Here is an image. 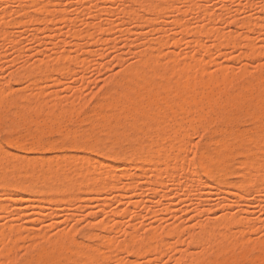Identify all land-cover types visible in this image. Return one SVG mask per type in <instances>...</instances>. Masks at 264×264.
Returning <instances> with one entry per match:
<instances>
[{
  "label": "rangeland",
  "instance_id": "1",
  "mask_svg": "<svg viewBox=\"0 0 264 264\" xmlns=\"http://www.w3.org/2000/svg\"><path fill=\"white\" fill-rule=\"evenodd\" d=\"M4 1L7 2L8 0ZM35 1L33 3V0H21L20 3V0H9L8 4L5 3V6L3 0H0V90L1 88L5 87V90H9V93L7 92L9 95L20 96L23 100H26V98H28L27 100H31L32 103V107L25 110L24 112L22 110V103L9 105L5 107V110H3V112H0V115L2 114L0 116V149L8 150H3L4 153H7L6 155L8 158H14L15 156V158L17 157L16 159L25 160L24 157H26V159L27 157H29V159H27L28 161L32 159L31 161L33 162H35V160L40 162L45 157L46 159L44 158V162L42 161V165L44 167L43 172H46L47 170L49 171V169L52 167H57L59 164L57 163V161L60 162L59 157H64L65 160L61 161L63 163H66V167L63 170L62 174H66L67 177L74 181H84L83 185L85 184V181H88L89 184L87 182L86 183L87 186L89 185V188L94 184L92 189L95 192H90V189L88 187L86 189V187H84L86 186V184L84 186L80 185V187H78L79 189L77 188L76 193L73 196L74 198H72L71 202H69L68 199H60L53 201V203L51 202V200L49 201L50 195L48 194L39 195L37 192H35L36 195L34 194V199L24 201L22 200V198L26 196V193L23 189L13 188L9 189L5 193L0 192V233L3 229L5 230H3L2 234H4L7 230L9 231L10 229L12 231L14 227L22 229L19 231V234L21 235L18 234V230H16V232L14 230L12 231V233H15H13L12 235L10 231H7L6 238L4 237V235H2L3 239L5 238L4 240L1 239L2 237H0V242L2 241L5 243L9 238V241H7V243L9 242L8 244L0 243V250H2L1 247L3 248L5 245L7 247L10 244L11 246L9 245L8 247L12 248L13 244H16V248H14L15 250L13 248L11 249V253L13 252L12 254L8 253V249V251L3 249L6 255H3L4 257H6L5 259H3V253L2 251H0V260H2V262L4 261V263L6 264V260L8 259L7 256L11 255V257L9 256L11 261L9 259V261H7V264H11L12 261H14V264H27V260L33 259V256L35 255V253H32L33 251H31V246H38V244L39 246L41 244L47 245V241H49L50 238H57L58 235L65 232H72L73 237H75V241H83V243L88 246L98 244L99 242V246L101 248L103 247L104 249L103 243H105L104 241H106L109 236L114 237V239L116 240L115 242L122 245V243L126 242L127 237H129L133 232L138 233V235L140 236H143L146 235L147 232L152 230H163L164 234H162L163 231L159 232L161 234L160 239H164L161 240L164 242V247H162V249L164 248L163 251H159L156 253H141V251H137V253L136 250L133 251L130 249L127 251V249L117 247L115 249L116 251L114 250L115 252L113 251L112 253L113 256H111L108 259L107 263L104 264H201V262L202 264H205L204 261H207L210 257V250H212L211 247H213L214 243H212L213 245H211L210 241H195L196 239L194 240L193 238L202 235L203 233H207V231L205 232L206 229L204 227L212 228L224 217L232 215V217H234L235 215L236 217L240 216L239 218H242V220L244 219V226L242 224H232L229 225V227L227 226V229L226 227L222 228L223 231H227L228 229L230 231L233 230L231 232L232 236L234 232H238L237 235L234 234V236H236L235 238H237L238 240H233L240 241L241 243L239 242L238 245L233 240L230 241L234 243V245L232 244V247H230L231 249L229 248L228 250V254L231 253V256H233L232 259H244L243 255L245 254V252L249 251V249H251L252 247H256L254 246L255 243L261 241L264 242V183L261 184L262 187L260 188V190H257L260 192H257L253 189H259L257 187L260 186V183L259 185H257V187H254L258 183L251 182V186L249 184L248 186H244L247 188L243 187L245 190L249 188L246 192L237 184L239 178L237 177L238 174H231L227 178V181L230 183L229 187L226 188L228 192L225 188L224 191H221L223 189V184L215 180L211 174L203 171L201 166L199 165L200 155L202 152L201 150L204 147H206L207 149L213 147L212 143L210 142L211 139L214 138L215 140H217L220 133L221 134L219 137L222 138L227 134L230 128L236 130L237 127L238 128L236 131L244 134L246 132L247 134L252 132L255 125L254 122L251 121L252 119L249 116L250 113H253L255 110H259L254 105H248L247 107L245 106L242 109L234 107L231 108L224 106L225 104L222 100L225 101L229 96L228 93L236 91L240 87L241 83L245 82L246 79H250V81L254 85H256V88H261V86L259 85H262V83L264 86V75L261 73V71H259L260 66L264 64V51H262L264 50V0H172L173 3H169L171 6H168L169 4L163 5V3L157 4V8L159 6H168L167 8L169 9L167 10V8L164 7V10L166 9L165 12L163 10V7L162 9L160 7L159 10L156 9L157 12L159 11V16H157L156 12L151 13L148 11V8H146V4L148 5L150 3H154L155 0H146L145 3L144 0L139 1V3L136 0H92V2L90 0H71L70 2L69 0H57L61 2L58 6H56L57 3L55 2V0ZM49 1L54 2L56 9H62L61 12L63 13H59L55 9V7L53 8V5L49 4L50 6H48ZM32 3L34 5H36V3L40 5L44 4L43 6L46 5L48 9L56 10L55 15L52 14L48 16L52 20L50 21V18H47V20L43 19V17H40L42 15L36 14L35 10L37 9L36 6H38V4L34 7ZM20 4L21 6H19ZM7 5L9 6L7 7ZM22 6L24 7L23 9L21 8ZM85 6H87L86 8L88 9H86ZM176 7L180 12H178V10H176L177 12L175 11ZM33 8H35V10ZM33 10L34 12H32ZM131 10L134 15H132L133 13L131 12ZM161 10L163 11L162 13H164L163 17L159 14L161 13ZM100 12L103 13L100 15ZM28 13L29 15H34L36 17V20L34 18L32 22H28L29 19L26 18ZM65 13L67 16L69 15L68 17L70 20L72 19L71 21L67 16L66 21V17L64 15ZM97 13H99V15H97ZM139 13L140 15H142L140 16L142 17L141 20L139 17ZM149 13H151V15ZM56 14L57 17H55ZM59 14L61 15L59 17L61 18L58 17ZM135 15L137 19L134 18ZM1 16L4 18V20H6L4 21L5 23L3 22V18ZM95 16H97L98 18ZM144 16L148 20L150 18L151 20H153L154 18V21H156V25L154 21H151L150 23L145 18L143 21ZM93 17L95 18L93 19ZM79 19H83L81 20V22L85 20L84 24H82L81 22L78 23L77 20ZM94 20L99 21L101 24L96 21L94 22ZM69 21L71 23L72 21H75V24L73 23V25H71V23L69 24ZM245 21L250 22V25L248 27L246 26V28L245 25L242 26ZM2 22L5 25L7 23L8 24L5 26L2 24ZM86 22L98 23L101 26L103 24V30H98L95 32L96 34H94V36L92 35L93 39L96 38V36L100 39L99 40L96 38L97 41L96 43L93 42L94 44H92V39H90L87 35H74L75 30H81V34L82 32H86V30L87 32L90 31V33H94V28H91L92 26L89 27L87 24H85ZM141 22L145 25L141 24ZM181 23H188V26H190L191 30L194 31H191L188 27L189 33L187 34V32L184 31L185 33L183 34L185 35H183L181 32L183 28L181 26ZM150 25H154L155 27H151ZM110 27H112V30L110 29ZM106 28H109L110 31L108 29V31H105L104 29ZM190 31L192 34L190 33ZM238 35L243 39H248L257 50L259 49L260 52H263H259L261 56L253 55L251 53V46L246 44V40V42L243 41L241 44L233 46L231 44V39L232 37ZM175 38L180 39V42L178 41V45H175L174 41L172 40ZM160 39H162V41ZM164 40H167L169 44L167 46L164 45L166 48L163 46V50L165 49L164 51L166 52V54H172L171 56L173 57L168 58L166 57L167 55H163L162 53V56L164 57H160L162 58L161 64H159L160 67H166L167 64L168 68H171V65L173 64L174 66L178 67V65H181V63L182 65L186 64L187 62L189 63V60L190 62H192L193 60H195L194 62L200 60L198 62H201L202 66L205 63V73L209 76H213V78L218 75V73L221 71V68L227 70L228 72H226L228 74L230 73L231 76H235V80L233 81V83L225 89L220 88V85H215L214 90L218 91L219 93L214 91V94L216 93L215 96L217 97V99H219L218 101H221V103L218 104L219 107L211 108L207 104H201L202 106H204L203 110L202 107H200L201 105L198 106L201 111L197 107L196 109H193L191 113V110L189 109L188 115L191 114V116H202L205 110V113H207V115L204 113L203 116L212 114L214 119L212 118V121L210 120L209 123L206 124H201L202 122L198 120L194 121V125L193 122H190L191 126L193 125L194 129L188 126L189 120L185 121L187 125L185 126L186 129H184V132L189 131L191 134L189 133L188 137L187 135L186 137L183 136V140H181L183 143H185V146L183 143H181L182 148L184 147L183 151L187 147V150L185 151L187 152V155H185L186 153H183V151H181L180 154L182 153L185 155L182 156V158H184V161H186V157L189 158L188 160L192 162H190L192 167H190L191 165L188 166L189 163L187 160V163L185 162L186 165L188 164L185 168L187 169V172H185V174H190H187L188 176L185 175L186 178L184 179H176L177 181L175 180L174 183L172 182L173 180H170L172 177L169 175L166 176V173L174 172L173 175L172 173H170V175L174 176V174L177 173V170L181 167H179V165L177 164L174 166H177L178 168L174 167L172 164L173 162H175L172 161L174 159L168 158L167 152H169L170 148V152L172 153H170L169 155H173L172 146L170 148L168 147V149L166 148L167 150L163 149L164 151L162 150V153L160 152L161 154H159L160 157L158 156L157 158L158 161L156 159V161L148 165L149 167L147 166L148 169L145 168V171L141 170V172L136 170V166L138 165L136 160L128 162L124 160H115V154L123 151L124 148H119L116 146L111 147L109 151H105L104 149H102L106 145H111V141L116 138V135H118L111 132L109 130L110 127H105L110 126V123H112L113 121L112 119H106L107 121L101 120V115L103 113L105 114V112H111L107 108H105L106 102L112 99L111 96L115 95V90L120 91V93L122 92V95L124 94V91H126L125 93H127L128 91V87L122 84H116L114 81L121 77L125 68L131 66L132 64L139 63V61L142 60V54H144L142 52L147 50H154L155 52L151 51V54H156V48L158 49L159 47L157 42H163ZM82 43H84L83 46L85 45L87 47H83L84 49L80 50L76 45ZM148 46L152 49H149ZM90 50L93 51L92 55H90ZM148 52L149 51H147L146 53ZM61 54L67 56V58L63 60L64 62H68L70 58L71 60L73 58L75 60L77 59V61H74V63L72 62L73 64H71L73 68L74 64L77 63L73 68L74 70L71 69V71L68 73H60L59 71L55 70H53L54 72L51 71L44 73L38 76L40 82H35L37 84L33 83V79L31 80L30 78L22 75L27 65L35 66L39 64V62L44 63L46 61L48 63H54L53 61L57 62ZM53 58H56V60ZM170 60L172 63L170 62ZM179 61L180 63H178ZM174 62L178 63V65ZM243 69H247L249 73L247 76L241 77L240 73ZM237 76L238 78H236ZM209 86L202 84V86L199 85V87H196L195 90L198 89V93L200 95L202 93L201 91L204 90L202 95H206L208 91L210 92L209 89L212 90V87ZM217 87H219L220 89ZM181 93L183 92L178 93L179 98H182L183 95L185 96V93H183L182 95ZM32 97L34 100L32 99ZM41 97L43 98L41 99ZM71 102H75V104L72 105ZM40 103H45L47 105H43L46 106L44 107L45 110L57 109L56 111H59L60 109L61 111L65 109L64 107H66V109H68L67 115L63 116L61 119H58V121L56 122H50V119L44 117L45 115L43 114V118L41 117L40 120L36 122H30L29 120H31V115L33 116L35 112L34 106ZM221 104L223 106H221ZM49 105L52 106L50 107ZM60 106H62L63 108H61ZM101 106H103V108ZM226 107L228 108L227 110H225ZM15 108L18 114L15 112ZM71 108L74 109L72 112ZM222 108H224V110ZM212 109L214 112L212 111ZM17 110L20 112H18ZM219 110L221 111V114ZM263 110L262 114L264 115ZM232 111L234 113H232ZM223 112H225L224 115H222ZM195 113L197 115H195ZM217 113L219 114L217 115ZM188 115H184L183 119H191V117ZM229 115H236V119L234 121H230ZM237 116L239 117L237 118ZM66 118L70 119L68 120ZM98 118L101 119L99 120ZM221 118L224 120H221ZM109 120H111V122H109ZM172 121L168 123L171 128L170 126L168 127L171 130L173 128L177 129L175 128L177 127V123H175V121ZM198 122L200 123V125ZM101 124H103V126H101ZM1 125H3V127ZM98 127L100 128V130ZM97 128L98 130H95ZM192 129L195 131H192ZM201 130L203 131L201 132ZM27 134L37 135L44 142H46L47 140L46 143L48 144L45 145L47 147L44 146L33 149L30 147V143H27V145L25 146L26 148H22L21 146H16V144H14V140L18 138L22 139L23 137L27 136ZM9 137H11V140L9 139ZM82 138L87 142L86 144H83L84 140ZM140 139L144 140L146 139V137L142 136ZM181 144L179 148L181 147ZM91 146H94V148H92ZM177 149L178 148L175 147L173 149L174 152H178L180 150L178 149L177 151ZM238 150L239 152H237ZM10 152H12L11 154L14 156H12ZM241 152V147H236L233 149L234 155H232L235 159H240ZM61 154H64L65 156H62ZM73 155H79L81 157L84 156L87 158L89 157V160L78 161L73 158ZM97 160L100 161L97 162ZM102 161L111 162L114 163V165L118 164L117 166H115L117 168L114 167L113 169L109 170H100L102 166L100 163ZM2 163V160H0V165ZM128 164L131 166L134 165L135 167H129ZM168 164L169 167H167ZM161 169L163 170L160 174L163 175L159 176V174H156L158 175L157 177H159V180L154 175V172H161ZM185 169L184 171H186ZM188 170L190 172H188ZM135 171L136 173L139 172V174H141L139 175L137 173V177L131 176V174L135 175L133 174L135 173ZM197 171L198 174L196 173ZM124 172H126L127 174ZM119 173L124 174H121V177H125H120L121 179L118 181V189L120 191L116 192V190L118 189H113L112 191L108 190V193H102L101 195H99L97 193L98 187L95 188L98 182L99 185H101L100 181L104 182L106 180V177H114L113 175H119ZM191 173H194L195 176L193 174L191 175ZM164 176L166 177V179ZM187 177H189L190 179H188ZM135 178L136 183L138 184H136L137 188H123L125 182L129 183L127 182V180H132ZM230 178L231 180H228ZM151 179L156 180H153V182ZM168 179L170 180L169 182L172 183L166 184V180L168 181ZM191 179L193 182H190ZM164 180L165 182H163ZM206 180L208 182V185L205 184L207 183ZM126 183L125 185H127ZM133 183L135 184V180ZM213 183H215L216 185H213ZM180 187L182 189H180ZM237 187H240L242 189H240L241 192ZM94 188L96 190H94ZM219 188L222 189L220 190ZM183 189H186V192ZM236 191L239 192H237V194H234V192ZM242 192H244L245 194ZM163 194H165V197L162 196ZM238 194L240 196L242 195V197L238 196ZM36 196L38 198L41 196V198L38 199ZM43 196L44 199L42 198ZM75 196H77V198H75ZM101 196L102 199H97V197L101 198ZM100 202L102 204L104 203V207ZM98 204L101 206V208ZM222 206H224V208ZM116 212L118 213L117 215ZM102 223L109 225V228L99 229L97 226L98 224ZM208 223L210 225L209 227L207 226ZM245 224L246 226L247 224H249L250 226H247V228H245ZM113 225H116L117 228L115 226L112 227ZM231 226L233 229L231 228ZM178 227L181 228L179 229V231L181 230L180 235H178V231L177 234H175L176 231H173ZM242 229H244V231ZM230 231H228L229 234ZM241 231L245 232L243 233V237ZM100 232H103L102 234H104V236H102ZM96 233H98L99 236L94 237L93 235H96ZM36 234L42 235L41 238L44 236L45 240L43 238L38 239L37 237L39 235L37 236ZM240 234L242 239L249 244L246 245V242L242 244V239H240L241 237L239 236ZM106 235H108L107 239L104 238V240H102L100 236L106 237ZM31 236L33 239L34 237H36L35 239H37L38 241L29 238ZM99 237L101 239H99ZM221 237H218L219 241H222L223 238L220 239ZM11 239L13 240V242L11 241ZM33 241L36 243L32 245V243L30 242ZM205 242H207L209 248ZM29 243L31 244V246ZM226 243L228 244V242ZM226 243L224 244L226 245ZM165 244L167 245L166 247ZM27 245L29 247H27ZM243 245L246 247H251L248 249H244L245 247ZM233 248L236 249L234 250ZM240 249H243V253L242 251H240ZM90 250H92V247H90ZM238 250L240 253L238 252ZM258 251L260 250H253L255 254L259 253ZM25 255L27 257H25ZM228 256L230 257V255ZM12 257H15V260H12ZM192 258H195V260ZM196 258L198 259L196 260ZM75 260L76 262L73 260L68 264H77L79 262L80 264H97L95 262L91 263V261H88V263H84L82 260ZM185 260H188L189 263H185ZM2 262L0 264H2ZM212 263L220 264L221 261H219V263L216 261Z\"/></svg>",
  "mask_w": 264,
  "mask_h": 264
},
{
  "label": "bare ground",
  "instance_id": "2",
  "mask_svg": "<svg viewBox=\"0 0 264 264\" xmlns=\"http://www.w3.org/2000/svg\"><path fill=\"white\" fill-rule=\"evenodd\" d=\"M9 1V0H8ZM8 1L5 2L3 0V3H7L8 4ZM11 1V0H10ZM13 1H16V0H13ZM19 1V0H18ZM35 0H33V3H34ZM71 0H69L70 2ZM74 1V0H72ZM77 1H80V0H77ZM76 1V2H77ZM86 1V0H85ZM92 2V0H90ZM134 1V0H133ZM132 1V2H133ZM138 1H142V0H136ZM146 0H144V3H145ZM23 2V1H22ZM36 2V1H35ZM55 2L57 3L56 6H58L61 2L55 0ZM148 2V1H147ZM146 2V3H147ZM170 2H172V0H155L154 3H150V4H146V8H148V11L153 13V12H156L157 13V16L158 15V12L156 11L159 10V8L163 6H159L157 8V4L159 3H163V5H168ZM20 3H21V0H20ZM24 3V2H23ZM22 3V4H23ZM32 3V4H33ZM52 3V4H51ZM79 3V2H78ZM173 3V2H172ZM3 4V5H4ZM10 4V3H9ZM38 3H36L37 5ZM53 5V8L55 7V3L52 2V1H49L48 3V6L50 5ZM81 4V2H80ZM142 4V3H140ZM171 4V3H170ZM168 5V6H171V5ZM36 5L33 4V6L35 7ZM38 4V6H36V10L35 8H33L35 10V13L36 14H39V15H42L40 16L41 18L43 17V19H46L47 18L49 19L50 17H48L49 15H52L54 14L55 15V12H56V7L55 9L56 10H51V9H48L45 6H43L44 4ZM83 5V4H82ZM139 5V4H138ZM145 5V4H144ZM6 6V4H5ZM9 5H7L8 7ZM21 6V4L19 5ZM43 6V7H41ZM61 6V5H60ZM59 6V7H60ZM89 6V5H88ZM141 6V5H140ZM168 6H164L165 8H167ZM173 6V5H172ZM6 7V8H7ZM39 7V8H38ZM52 7V6H51ZM57 7V8H59ZM87 6H85L86 8ZM144 7V6H143ZM164 7H163V10H164ZM174 7V6H173ZM171 7V8H173ZM20 8V7H19ZM22 9L24 8L23 6L21 7ZM84 8V9H85ZM99 8V7H98ZM170 8V9H171ZM5 9V7H4ZM88 9V8H86ZM85 9V10H86ZM21 10V9H20ZM34 10L32 12H34ZM167 10H169L167 8ZM179 9L176 7L175 8V11ZM59 13H63L61 12L62 9H59L57 10ZM101 11V10H100ZM166 11V9L164 10V12ZM28 12V11H27ZM132 12V10H131ZM161 13H159L162 17L164 15V13H162L163 11L161 10L160 11ZM177 12V11H176ZM24 13V12H23ZM30 13V12H29ZM27 15L26 18H28V22H32L35 18L36 20V17L34 15ZM103 12H100V15L102 14ZM133 13V12H132ZM151 13H149L151 15ZM58 14V13H57ZM57 14L55 17H57ZM137 14V13H136ZM155 14V13H154ZM153 14V15H154ZM25 15H26V12H25ZM53 15V16H54ZM63 15V14H62ZM65 17L67 16L66 13L64 14ZM97 15H99V13H97ZM134 15V13L132 14ZM61 16L60 14L58 15V17ZM69 16V15H68ZM67 16V17H68ZM142 16L140 15L139 13V17ZM2 17V16H1ZM67 17L65 18L66 21H67ZM97 17V16H95ZM93 17V19L95 18ZM134 17V16H132ZM152 17V16H151ZM3 18V17H2ZM1 18V19H2ZM39 18V17H38ZM61 18V17H59ZM64 18V17H63ZM70 18H73V17H70ZM77 18V17H76ZM80 18V17H79ZM98 18V17H97ZM136 18V15L135 17ZM142 17H140V20H141ZM144 18L147 19L145 16L143 17V21H144ZM150 18V17H149ZM161 18V17H160ZM64 19V20H65ZM69 19V17H68ZM137 19V18H136ZM3 22L6 21L4 20V18L2 19ZM50 21L52 20L51 18L49 19ZM70 20V19H69ZM72 20V19H71ZM70 20V21H71ZM83 20V19H81ZM81 20H77L78 23L81 22ZM97 20V19H96ZM94 20V22L96 21ZM148 20V19H147ZM155 19L153 18V20H151V18L148 20V22L151 23V21L153 22ZM27 21V20H26ZM38 21V20H37ZM41 21V19H40ZM69 21V24L71 23ZM85 21V20H84ZM84 21L81 22L82 24H84ZM139 21V19H138ZM2 22V24H3ZM8 22V21H7ZM47 22V21H46ZM92 22V20H91ZM98 23H100L99 21H96ZM147 22V23H148ZM155 22V25H156V21ZM182 22V21H181ZM249 21H245L243 23L242 26L245 25V28L246 26L248 27L250 25V22L248 23ZM5 23V22H4ZM9 23V22H8ZM7 23V24H8ZM11 23V22H10ZM48 23V22H47ZM73 23L75 24V21L71 23V25H73ZM98 23H90V22H86L85 24H87L89 27L92 26L91 28H94V33H90L87 32H82V34L80 33V31L78 30H75L77 32L74 31V35L77 36H88L90 39H92V44H94L93 42L96 43L97 39V36L96 38H92L94 36V34H96L95 32L96 31H100V30H103L102 29V26ZM178 23V21H177ZM6 24V25H7ZM77 24V23H76ZM141 24L145 25L144 23L141 22ZM5 25V24H3ZM5 25V26H6ZM149 25V24H148ZM179 25H180V20H179ZM189 24L188 23H181V26L183 27L182 28V34L187 32V34L189 33L188 29L190 28V26H188ZM151 27H153L154 25H150ZM155 27V26H154ZM189 27V28H188ZM112 27H110L111 29ZM243 28V27H242ZM109 30V28H106L104 29L105 31L106 30ZM107 30V31H108ZM112 30V29H111ZM191 30V28H190ZM83 31V30H82ZM185 31V32H184ZM191 31H194V30H191ZM190 31V33H191ZM192 34V33H191ZM6 35V34H5ZM93 35V36H92ZM185 35V34H183ZM78 36V37H79ZM89 38H85V39H89ZM182 38V36H181ZM84 39V38H82ZM96 39V40H95ZM100 40V39H99ZM98 40V41H99ZM159 40V39H158ZM162 41V39H160ZM175 43V45H178V41L180 39H172ZM182 40V39H181ZM247 42H246V41ZM157 42V44L159 45L158 49L156 48V45H155V48H156V54H151V51H154V50H147L149 51L148 53H146L147 51H144L142 53V60L139 61V63H136V64H132L131 66L125 68L123 70V74L121 75V77L119 79H117L116 81H114L116 84H122L126 87H128V91L127 93H125L126 91H124L123 95H122V92L120 93V91H117L115 90L114 93L115 95L111 96L112 99L107 101L106 102V105H105V108H107L109 111H111L110 113H106L103 115H101V118H98L99 120H106V119H112V123H110V126H105L106 128L107 127H110V131L113 132V133H116L118 135H116V138L113 139L111 141V145H106L104 146L102 149H104L105 151H109L111 147H119V148H124L123 151L121 152H118L115 154V160H124V161H132V160H136L138 165L136 166V170L137 171H140L143 170L145 171V168H147V166L156 161V159L158 158L159 154H161L162 150L164 149H168V147L170 148L171 146L173 147V149L176 147L178 149H180L178 152H174V150L172 149L173 151V155L170 156L169 154L172 153L170 152H167L168 153V158L171 159L173 158L174 160L172 161H175L172 163L173 166L174 165H179V167H181L180 169L177 170V173L173 175L172 172V175H170V173H166V176L169 175L171 176L172 178L170 180H173L172 182L174 183L176 179H184L186 178V176H188L190 173H187L185 174V172H187V169H185L187 167L186 165V161L189 159V158H185L186 161H184V158H182V156L184 154H180L181 151H183V148H182V144L183 143L181 140L182 137H187L189 136V131L188 132H184L186 129L185 126L187 125L185 121L189 120V125L190 128L192 127L193 128V125H194V121L198 120L200 122H202L201 124H206V123H209V121L214 117L213 115H208V116H203V114L206 112L204 110V113H199V114H202V116L200 115H197L196 112L195 115L197 116H191L188 115V111L189 109L191 110L190 112L192 113V110L193 109H196L199 105L201 104H207L209 105V107L211 108H217L219 107V103H221V101L219 102L217 99V97L215 96L214 94V88H215V85L219 86L220 85V88H227L229 87L233 81L235 80V76H231V74L229 75L227 72V70L221 68L218 73V75L213 78V76H209L205 73V63H204V69H203V66H202V63L198 62L200 60H197L196 62H194L195 60H193L192 62H190L189 60V63L187 62L186 64L182 65H178V63H180V61L178 63H175L177 61H175L174 63L178 65V67L171 65L169 67L171 68H168V64L166 65V67H160L159 64H161V59L160 58L162 56V53L163 55H167L166 57H173L171 55H168V53L166 54V52L163 50V48L165 47L164 45H168L169 42L167 40H164L163 42ZM171 41V40H169ZM172 41V42H173ZM246 42V44L250 45V51L253 55H257V56H261V54H259V49L257 50L253 45L252 43H250V41L248 39H243L242 37H240L239 35L238 36H234L232 37L231 39V44L233 46H236V45H239L241 44L242 42ZM168 42V43H167ZM180 42V41H179ZM86 43V42H84ZM77 44L76 46H78L77 48L80 49V50H83L84 48L83 47H87V46H83V44ZM164 43V44H163ZM90 44V43H89ZM87 44V45H89ZM164 46V47H163ZM149 48V46H148ZM166 48V47H165ZM149 49H152V48H149ZM154 49V48H153ZM86 50V49H85ZM264 51V50H262ZM91 54H93V51H91ZM155 52V51H154ZM165 52V54H164ZM88 53V52H87ZM260 53H263V52H260ZM63 55V57H62ZM263 55V54H262ZM164 57V56H162ZM57 58V57H56ZM56 58H53L56 60ZM67 58V56H65L64 54H61L59 59L57 60V62L53 61L54 63H48L47 61L44 62V63H40L37 64V65H32V66H28L25 67V70L23 72V76H26L28 78H30L31 80L33 79V83L34 84H37L35 82H40L39 80V75H42L44 73H47V72H51L53 70L55 71H59L60 73H68L71 71V69L74 68V66L77 64H74L73 68H72V65L74 63V61H77V59L74 60L70 58V60L68 62H64L63 60ZM160 59V60H159ZM175 59V58H174ZM63 61V62H61ZM173 61V59H172ZM73 62V63H72ZM171 62V60H170ZM198 62V63H197ZM169 63V62H168ZM172 63V62H171ZM163 66V64H162ZM74 70V69H73ZM225 70V71H224ZM227 71V72H226ZM259 71H261V73L264 75V64H262L259 68ZM54 72V71H53ZM21 73V72H20ZM248 70L247 69H243L240 73V76L243 77V76H247L248 75ZM21 75V76H22ZM263 77V76H262ZM238 78V76L236 77ZM27 79V78H26ZM14 80V79H13ZM24 80V79H23ZM112 81V80H111ZM237 81V80H236ZM32 82V81H31ZM113 82V81H112ZM109 84V82H108ZM202 84H205V85H210L209 87H212V90H210V92L206 91V95L203 94V91H201V95L198 93V89L195 90L196 87H199V85L202 86ZM261 84V83H260ZM236 85V84H234ZM240 85V84H238ZM237 85V86H238ZM204 86V85H203ZM256 85H254L250 79H246L245 82L241 83L240 87L236 90V91H232L229 94V96L226 98V100H222L224 102V106H227V107H234V108H239V109H242L244 108L245 106L247 107L248 105H254L257 109H259L258 111H254L253 113H250L249 116L251 117V121L254 122V127H253V130L252 132L250 133H247L245 132L244 133H241L239 131H236L234 129H229V131L227 132L226 135H224L222 138L218 136V139L215 140L214 138L211 139V143L213 145V147L211 148H206L204 147L201 151V155H200V160H199V165L201 166L202 170L211 174L213 176V178L215 180H217L218 182L222 183L223 184V189L220 190L221 191H224L226 188L229 187L230 183L227 181V178L229 177V175L231 174H238L237 177L238 178V181H237V184L238 186L240 187H244V186H248L250 184V186L252 185L251 182L253 183H258L256 184V186L254 187H257V185H259L260 183V186H258L257 188L259 189H256L255 188L253 189L254 191H257V190H260V188L262 187V183H264V115L262 114V110L264 109V86H263V83L262 85H259L261 86V88H256L255 87ZM258 87V85H257ZM219 88V87H217ZM216 88V90H217ZM219 88V89H220ZM234 88V87H233ZM235 89H236V86H235ZM208 90V89H207ZM222 90V89H221ZM231 90V89H230ZM9 90H5V87L1 88L0 90V112H3V110H5V107L9 106V105H12V104H19V103H22V110L23 112L29 108L32 107V103H31V100H27L28 98H26V100H23L22 97L20 96H16V95H9L8 92ZM8 92V93H7ZM179 92H183L185 93V96L183 95L182 98H179ZM215 92H218V91H215ZM224 92V91H223ZM226 92V91H225ZM229 92V91H228ZM15 93V92H14ZM181 93V95L183 94ZM219 93V92H218ZM222 93V92H221ZM19 95V94H18ZM38 95V94H37ZM119 95V96H117ZM226 95V94H225ZM177 96H178V99H177ZM218 96V95H217ZM24 97V96H23ZM221 97V96H220ZM225 97V96H224ZM37 98V97H36ZM43 97H41L42 99ZM33 99V97H32ZM34 100V99H33ZM105 100V99H104ZM36 101V100H35ZM74 101V100H73ZM103 103V102H102ZM105 103V102H104ZM36 104V103H35ZM34 104V105H35ZM71 104H75V102H71ZM223 104V103H222ZM221 104V106H223ZM33 105V106H34ZM43 105H46L45 103L44 104H37L34 106V115L32 116L31 115V120H29L30 122H36L38 120H40V118L43 116V114L45 115L44 117H47L49 118L50 122L53 121V122H56L58 121V119H61L63 116L67 115V112H68V109H66V107H64L65 109L61 110L59 109V111H56L54 109H44V107L46 106H43ZM56 105V104H55ZM17 106V105H15ZM20 106V105H19ZM50 106V105H49ZM48 106V108H49ZM52 106V105H51ZM50 106V107H51ZM77 106V105H76ZM104 106V104H103ZM103 106H101L103 108ZM220 106V107H221ZM21 107V106H20ZM61 108H63L62 106H60ZM74 107V106H73ZM202 107V110H203V107L204 106H200ZM226 107L225 110H227L228 108ZM17 108V107H16ZM16 108H15V112H16ZM55 108V107H54ZM58 108V106H57ZM68 108V107H67ZM210 108V109H211ZM253 108V107H252ZM19 109V108H18ZM70 109V108H69ZM199 109V107H198ZM224 110V108H222ZM230 109V108H229ZM21 110V109H20ZM33 110V109H32ZM74 109L71 108V112L73 111ZM101 110V109H100ZM200 110V109H199ZM218 110V109H217ZM232 110V109H231ZM234 110V109H233ZM12 111V110H11ZM18 111V110H17ZM29 111V110H28ZM77 111V110H76ZM201 111V110H200ZM209 111V109H208ZM213 111V109H212ZM220 111V110H219ZM229 111V110H228ZM227 111V112H228ZM261 111V113H260ZM264 111V110H263ZM20 112V111H18ZM214 112V111H213ZM216 112V111H215ZM244 112V111H243ZM248 112V111H247ZM14 113V112H13ZM17 113V112H16ZM102 113V112H101ZM194 113V112H193ZM225 112H223L222 115H224ZM232 113H234L232 111ZM236 113V112H235ZM18 114V113H17ZM21 114V113H20ZM28 114V113H26ZM32 114V113H31ZM74 114V113H73ZM207 115V113H205ZM219 113H217L218 115ZM220 114H221V111H220ZM2 115V114H1ZM0 115V116H1ZM16 115V114H15ZM30 115V113H29ZM69 115V114H68ZM184 115H188L191 117L190 118H185L183 119V116ZM239 115V114H238ZM97 116V114H96ZM228 116V115H227ZM236 116V115H235ZM234 115H229V119L230 121H234L236 119ZM16 117V116H15ZM20 117V116H19ZM75 117V116H74ZM77 117V116H76ZM100 117V115H99ZM221 117V116H220ZM239 116H237L238 118ZM43 118V117H42ZM71 118V116H70ZM70 118H66V119H70ZM79 118V117H78ZM8 119V117H7ZM18 119V118H17ZM243 119V118H242ZM19 120V119H18ZM22 120V119H21ZM44 120V119H43ZM88 120V119H87ZM175 121V123H177V129H172L174 131H172L170 128L171 126L168 125V123L170 121ZM221 120H224L221 118ZM246 120V119H245ZM1 121V120H0ZM27 121V120H26ZM77 121V120H76ZM83 121V120H82ZM90 121V120H89ZM94 121V120H93ZM107 121V120H106ZM172 121V122H173ZM212 121V120H211ZM239 121V120H238ZM8 122V121H7ZM16 122V121H15ZM14 122V124H15ZM43 122V121H41ZM47 122V121H46ZM64 122V121H63ZM71 122V121H70ZM85 122V121H84ZM87 122V121H86ZM100 122V121H99ZM109 122H111V120H109ZM171 122V123H172ZM190 122H193V125L191 126ZM215 122V121H214ZM213 122V123H214ZM252 122V123H253ZM5 123V122H4ZM18 123V122H17ZM39 123V122H38ZM67 123V122H66ZM65 123V124H66ZM103 123V122H102ZM170 123V124H171ZM199 123V122H198ZM21 124V123H20ZM43 124V123H41ZM49 124V123H48ZM61 124V123H60ZM91 124V123H90ZM94 124V123H93ZM174 124V123H173ZM172 124V125H173ZM221 124V123H220ZM46 125V124H44ZM43 125V126H44ZM56 125V124H55ZM64 125V124H63ZM109 125V123H108ZM197 125V123H196ZM200 125V123H199ZM3 127V125H1ZM9 126V125H8ZM36 126V125H35ZM42 126V127H43ZM49 126V125H48ZM51 126V125H50ZM61 126V125H59ZM98 126V125H97ZM101 126H103V124H101ZM170 126V128L168 127ZM175 126V125H174ZM172 126V127H174ZM208 126V124H207ZM206 126V127H207ZM227 126V125H226ZM31 127V126H30ZM38 127V126H37ZM64 127V126H63ZM198 127V126H197ZM203 127V126H202ZM219 127V126H218ZM40 128V127H39ZM56 128V126H55ZM68 128V127H67ZM75 128V127H74ZM99 128V127H98ZM95 129V130H98ZM104 128V127H103ZM188 128V127H187ZM189 128V129H190ZM205 128V127H204ZM229 128V127H228ZM47 129V128H45ZM82 129V128H81ZM194 129V128H193ZM192 131H195L193 130ZM198 129V128H196ZM201 129V127H200ZM206 129V128H205ZM223 129H224V126H223ZM226 129V128H225ZM6 130V128H5ZM14 130V129H13ZM23 130V129H22ZM60 130V129H59ZM100 130V128H99ZM222 130V128H221ZM45 131V130H43ZM73 131V129H72ZM108 131V130H107ZM105 131V132H107ZM191 131V132H192ZM203 130H201L202 132ZM40 132V130H39ZM49 132V131H48ZM47 132V133H48ZM65 132V131H64ZM93 132V131H92ZM96 132V131H95ZM104 132V133H105ZM217 132V131H216ZM30 133V132H29ZM81 133V132H80ZM99 133V132H98ZM103 133V134H104ZM186 133V134H185ZM45 134V133H44ZM51 134V133H50ZM61 134V133H60ZM77 134V133H76ZM191 134V133H190ZM210 134V133H209ZM208 134V135H209ZM21 135V134H20ZM15 136V135H14ZM25 136V135H24ZM146 137V139L144 140H141L140 138L141 137ZM13 137V136H12ZM21 137V136H20ZM23 137V136H22ZM49 137V136H48ZM87 137V136H86ZM110 137V136H109ZM208 137V136H207ZM50 138V137H49ZM74 138V137H73ZM205 138V137H204ZM220 138V139H219ZM9 139L11 140V137H9ZM83 139V138H82ZM109 139V138H108ZM206 139V138H205ZM209 139V138H208ZM84 140V139H83ZM51 141V140H50ZM68 141V140H67ZM93 141V140H92ZM47 142V140H46ZM44 142L39 136L37 135H32V134H27V136L23 137L22 139L18 138L16 140H14V144H16V146H21L22 148L25 147L27 145V143H30V147L31 148H40V147H44L46 143ZM180 142V143H179ZM204 142V141H203ZM66 143V142H65ZM86 144L87 142L84 140L83 141V144ZM52 144V143H51ZM60 144V143H59ZM181 144V147L179 148ZM184 146H185V143H183ZM71 145V144H70ZM60 146V145H58ZM79 146V145H78ZM87 146V145H86ZM47 147V146H45ZM64 147V146H63ZM80 147V146H79ZM92 148H94V146H91ZM202 147V146H201ZM236 147H241L242 149V152H241V157L240 159H235L233 157V149L236 148ZM3 148V146H2ZM26 148V147H25ZM67 148V147H65ZM96 148V147H95ZM98 148V147H97ZM100 148V147H99ZM187 148V147H186ZM185 148V150L183 151V153H186L185 155H187V152H185L187 149ZM53 149V148H51ZM50 149V150H51ZM61 149V148H60ZM64 149V148H62ZM166 149V150H167ZM6 151L5 149H0V160H2V164L0 165V192H7L9 189H13V188H17V189H23L26 193V196L22 198V200L26 201V200H29V199H34V196L36 195L35 192H37L39 195H44V194H48L50 195V198H49V201L51 200V202L53 203V201L55 200H63V199H68L69 202L72 201V198H74L73 196L75 195L76 193V190L78 187H80V185H83L84 181L82 182H78V181H74L72 179H70L69 177L66 176V174L64 175V173L62 174L63 170L65 169V165L66 163H63L61 160H65V158H60V162L57 161L58 166L57 167H52L49 169V171L47 170L46 172L44 171L43 172V165H42V161L45 160L43 158L42 161L38 162L37 160H35V162L33 161H28L27 159H29V157H24L25 160H21V159H16L14 155H12L10 152V154L12 156H14V158H8L7 157V153L4 151ZM25 150H28V149H25ZM101 150V149H99ZM114 150V149H113ZM163 150V151H164ZM237 150V149H236ZM3 151V152H1ZM8 151V150H7ZM49 151V150H48ZM96 151V150H95ZM116 151V150H115ZM200 151V150H199ZM161 152V153H160ZM166 152V151H165ZM239 152V150L237 151ZM177 153V154H175ZM179 153V154H178ZM235 153V151H234ZM79 154V153H78ZM110 154V153H109ZM233 154V155H232ZM62 155V154H61ZM64 155V154H63ZM62 155V156H63ZM80 155V154H79ZM79 155H73V158L80 161V160H89V157H81ZM108 155V154H107ZM113 155V154H112ZM184 155V156H185ZM197 155V154H196ZM65 156V155H64ZM198 156V155H197ZM160 157V156H159ZM41 158V157H40ZM91 158V157H90ZM197 158V157H196ZM42 159V158H41ZM40 159V160H41ZM191 159V158H190ZM95 160V159H94ZM93 160V161H94ZM100 160H97V162H99ZM158 161V159H157ZM38 162V163H37ZM44 162V161H43ZM170 162V160H169ZM186 162V163H185ZM191 161L188 160V163L190 166ZM192 163V162H191ZM102 166L100 168V170H109V169H113L115 166L117 165H114V163H111V162H104L102 161L100 163ZM125 165V164H124ZM129 165V164H128ZM127 165V166H128ZM194 165V163H193ZM126 166V167H127ZM133 167H135L134 165H132ZM131 165H129V167H132ZM125 167V168H126ZM149 167V166H148ZM169 167V164L168 166ZM174 167H177V166H174ZM192 167V165L190 166ZM117 168V167H115ZM178 168V167H177ZM194 168V167H193ZM148 169V168H147ZM184 169L186 171H184ZM196 169V168H195ZM127 170V169H126ZM162 170L161 169V172L160 169L159 171H156L157 173L154 172V175L156 176V178L159 179V177H157L158 175L156 174H159L160 175H163V174H160L162 173ZM165 172V171H163ZM188 172H190L188 170ZM192 172V171H191ZM123 173V172H122ZM121 173V174H122ZM126 173V172H124ZM139 174V172H137ZM136 171L135 175H132L131 176H136ZM198 174V171L196 172ZM68 174V173H67ZM119 173V175H113L114 177H106V180L103 182V181H100L101 185H99V182L97 184V186L95 188H97V193L99 195H101L102 193H108V190H113V189H118L119 188V183L118 181L121 179V178H125L124 176L121 177V175ZM127 174V173H126ZM141 174V173H140ZM139 174V175H140ZM194 175V173H191V175ZM90 175H94V174H90ZM153 175V176H154ZM186 175V176H185ZM130 176V177H131ZM182 176H185V177H182ZM195 176V175H194ZM193 176V178H194ZM197 176V175H196ZM208 176V174H207ZM121 177V178H120ZM137 177V176H136ZM163 177V176H162ZM165 177V176H164ZM182 177V178H181ZM108 178V179H107ZM150 178V177H149ZM154 178V177H152ZM170 178V177H168ZM188 179H190L189 177H187ZM192 178V179H193ZM162 179V178H161ZM166 179V177H165ZM191 179L190 182H193ZM123 180V179H122ZM121 180V181H122ZM135 180V184L133 183ZM152 181L156 180V179H151ZM150 180V181H151ZM160 180V179H159ZM168 179V181L166 180V184H169V183H172V182H169L170 181ZM178 180V181H179ZM228 180H231L228 179ZM235 180V179H233ZM120 181V182H121ZM131 181V182H130ZM153 181V182H154ZM177 181V180H176ZM89 184L88 181H85V184L86 186V189L87 187V183ZM123 182V181H122ZM127 182L129 183H126L127 185H123V188L126 189V188H137L136 186V178L135 179H132V180H127ZM165 182V180L163 181ZM207 182V180H206ZM211 183V182H210ZM96 184V183H95ZM118 184V185H117ZM134 184V186H133ZM164 184V183H163ZM208 185V182L205 183ZM236 184V183H235ZM138 185V184H137ZM193 185V184H192ZM210 185V184H209ZM212 185V184H211ZM213 185H216L215 183H213ZM232 185V184H231ZM94 186L91 185V187L89 188L90 189V192L93 191L92 187ZM126 186H129V187H126ZM136 186V187H135ZM189 186V185H187ZM264 186V184H263ZM83 187V188H84ZM122 187V186H121ZM191 187V186H189ZM196 187V186H195ZM209 187V186H208ZM240 187H237L239 188V190L241 189ZM82 188V186H81ZM80 188V190H81ZM94 188V190H96ZM193 188V186H192ZM225 188V189H224ZM244 188H247V187H244ZM243 188V189H244ZM79 189V188H78ZM121 189V188H120ZM127 189V190H128ZM134 189H131V190H134ZM180 189H182L180 187ZM249 189V188H248ZM245 190L246 192L248 191ZM263 189V188H262ZM125 190V191H127ZM184 190V189H183ZM242 190V189H241ZM240 190V192H241ZM86 191H89V190H86ZM107 191V192H106ZM110 191V192H111ZM120 191L119 189L116 190V192ZM122 191V190H121ZM186 192V189L184 190ZM226 191L228 192V190L226 189ZM244 191V192H245ZM250 191V190H249ZM14 192V191H13ZM17 192V191H15ZM95 192V191H93ZM231 192V191H229ZM239 191H236L234 192V194ZM242 192V193H244ZM245 192V193H246ZM257 192H260V191H257ZM244 193V194H245ZM35 194V195H34ZM103 194V195H104ZM241 194V193H240ZM78 195V194H77ZM159 195V194H158ZM165 194H163L162 196H164ZM238 196H240L238 194ZM37 197V196H36ZM165 197V196H164ZM242 197V195L240 196ZM38 198V197H37ZM41 198V196L39 197ZM38 198V199H39ZM44 199V196L42 197ZM75 198H77V196H75ZM71 199V200H69ZM97 199H102V196L101 198H98ZM41 200V199H40ZM66 201V200H65ZM75 201V200H74ZM39 202V201H38ZM103 202V201H101ZM100 202V203H101ZM55 203V202H54ZM102 204V203H101ZM104 204V203H103ZM102 204V205H103ZM99 205V204H98ZM99 207L101 208V206L99 205ZM104 207V205H103ZM224 208V206H222ZM115 213V212H114ZM113 213V214H114ZM133 213V212H132ZM118 213L116 212V215ZM115 215V216H116ZM94 216V215H93ZM233 216V215H232ZM232 216H226L224 217L220 222H217L215 224L214 227L210 228L209 226V223L207 224V227H204L206 230L205 232L207 231V233H203L202 235H199V236H196L195 238H193L195 241L199 240V241H202V240H206V241H210L211 242V245H213L212 243H214L213 247H211L212 250H210V257L208 258L207 261H204L205 264H211L212 262L216 261L219 263V261H221L222 264H264V242L261 241V242H258V243H255L254 246L256 247H252L251 249H249V251H246L245 254L243 255L244 259H240V260H237V259H232L233 256H231V253L228 254V250L230 247H232V244L234 245L233 242H230L232 241L233 239H237L235 238L236 236H234V234L237 235L236 232H234L233 236L231 234V232L233 231H230L229 229L226 231H223L222 228H225L226 229L229 227V225H232V224H242L244 223V219L242 220V218L240 219L239 217L240 216H235L232 217ZM95 217V216H94ZM247 220V219H246ZM245 220V221H246ZM249 220V219H248ZM243 221V222H242ZM250 221V220H249ZM215 223V222H214ZM246 223V222H245ZM249 223V222H248ZM212 224V223H211ZM206 225V223H205ZM116 227V225H113L112 227ZM228 226V227H227ZM244 226V225H243ZM247 226H250L249 224H247ZM246 224H245V228H247ZM99 229H108L109 228V225L107 224H98L97 226ZM111 227V226H110ZM238 227V226H237ZM236 227V228H237ZM17 228V229H16ZM14 227L12 231L15 230H18V234H19V231L22 230L18 227ZM232 228V226H231ZM230 228V229H231ZM240 228H241V225H240ZM243 228V227H242ZM112 229H115V228H112ZM179 229L181 228H175L173 231L177 234V231H178V235H180V231ZM233 229V228H232ZM5 230V229H3ZM3 230L1 231L0 233V237H2L1 239L4 240L6 238V231L4 234L3 233ZM241 230V229H240ZM244 231V229H242ZM11 232V235L15 232L12 233L11 229L9 230ZM8 231V232H9ZM101 231V230H100ZM163 231V230H161ZM161 231H156V230H152V231H149L146 233V235H143V236H140L138 235V233H135L133 232L132 234H130L129 237H127V240L126 242L122 243L121 244H118L117 242H115L116 240L114 239V237H111L109 238L108 235H106V237H102L104 236V234H102L103 232H100L102 234V236H100L102 238V240L108 239L106 241H104L105 243H103L104 245V249L103 247L101 248L99 246V242L98 244H93V245H86L85 243L82 242H77L74 240L75 237H73L72 235V232H65L63 234H60L58 235L57 238H50L49 241H47V245H40L38 244V246L36 245H33L34 243L36 242H30L32 243L33 246H31V251H33L32 253H35V255L33 256V259H29L27 260V264H68L70 261H75V259H79L80 261L82 260L84 263L88 261H91L92 262H95L97 264H104V263H107L108 259L113 256V251L117 248V247H121V248H124V249H127L128 250H136V252H140L141 253H146V252H159V251H163L164 248L162 249V247H164V242L161 241V240H164V239H160L161 237V234L159 232ZM202 231V230H201ZM228 231H230V234L228 233ZM99 232V231H98ZM240 232V231H239ZM242 232V231H241ZM21 233V232H20ZM168 233V232H167ZM243 233L245 232H242V237H243ZM92 234V233H91ZM94 234V233H93ZM100 234V235H101ZM164 234V231L163 233ZM182 234V233H181ZM241 234L239 235L241 237ZM4 235V239H3V236ZM21 235V234H19ZM35 235V234H34ZM37 235V234H36ZM39 235V234H38ZM37 235V236H38ZM218 235V236H217ZM42 235H39L37 238L39 239H44V236L41 238ZM89 236V235H88ZM94 237H97L99 236L98 233H96V235H93ZM164 236V235H163ZM221 237L220 239H222V241H219L218 237ZM34 237V236H33ZM99 237V239H101ZM242 237L240 239H242ZM8 238V237H7ZM13 238V237H11ZM29 238H32L29 237ZM36 237H34L35 239ZM129 238V239H128ZM33 239V238H32ZM33 239V240H34ZM49 239V238H48ZM37 240V239H35ZM45 240V239H44ZM238 240V239H237ZM237 240H233L234 242H236L238 245H239V242L240 241H237ZM9 241V238L8 240ZM6 241V243H7ZM11 241L13 242V240L11 239ZM38 241V240H37ZM42 241V240H41ZM242 241V244L244 242H246L245 240H241ZM15 242V240H14ZM87 242V241H86ZM101 242V241H100ZM228 242V244L226 243ZM0 243H4L6 244L5 242H0ZM9 243V242H8ZM7 243V244H8ZM39 243V242H38ZM88 243V242H87ZM95 243V242H94ZM117 243V244H116ZM207 244V242H205ZM205 243H202V244H205ZM226 243V245L224 244ZM235 243V244H236ZM241 243V242H240ZM249 244L246 242V245ZM253 244V243H251ZM3 245V244H1ZM10 245V244H9ZM8 245V246H9ZM16 245V244H15ZM15 245L13 244L12 248H16ZM120 245V246H119ZM6 247V245L4 247L6 248H2V256L5 255V252L4 250H9L8 253H11V247ZM11 246V245H10ZM167 245L165 244V247ZM208 246V244H207ZM206 246V247H207ZM236 246V245H235ZM242 246V245H241ZM240 246V247H241ZM244 246V245H243ZM27 247H29L27 245ZM90 247H92V250H90ZM238 247V248H240ZM245 248L244 249H248L250 247H246L244 246ZM10 248V249H9ZM106 248V249H105ZM209 248V246H208ZM237 248V247H236ZM236 248H233L234 250ZM4 249V250H3ZM28 249V248H27ZM30 249V248H29ZM162 249V250H161ZM231 249V248H230ZM260 250L258 251L259 253L255 254V252H253V250ZM7 250V251H8ZM15 250V249H14ZM13 250V251H14ZM243 250V249H242ZM240 249V251H242ZM116 251V250H115ZM114 251V252H115ZM209 251V250H208ZM231 251V250H230ZM237 251V250H236ZM235 251V252H236ZM130 252V251H129ZM137 252V253H138ZM239 252V250H238ZM13 253V252H12ZM11 253V254H12ZM28 253V251H27ZM240 253V252H239ZM243 253V251H242ZM1 254V253H0ZM116 254V253H115ZM206 254H207V251H206ZM237 254V253H236ZM8 255V254H7ZM27 255V254H26ZM25 255V257H27ZM230 255V257L228 256ZM6 256V255H5ZM11 257V255H9ZM9 256L8 259L6 260V264H7V261H9ZM30 256V255H29ZM28 256V257H29ZM1 257V255H0ZM31 257V256H30ZM35 257V259H34ZM115 257V256H114ZM206 257V255H205ZM208 257V256H207ZM241 257V256H240ZM6 257L3 256V259H5ZM15 257H12V260H15L14 259ZM236 258V257H235ZM195 260V258H192ZM191 259V260H192ZM198 258H196L197 260ZM111 260V259H110ZM190 260V259H189ZM11 261V259H10ZM186 262L185 263H189L188 260H185ZM244 261V262H243ZM2 262V260H0V263ZM201 262V260H200ZM4 263V261L2 262V264ZM11 263V262H9ZM72 263V262H71ZM220 263V264H221ZM5 264V263H4ZM11 264H14V261H12ZM19 264V263H18ZM77 264H80L77 263ZM202 264V262H201ZM214 264V263H212Z\"/></svg>",
  "mask_w": 264,
  "mask_h": 264
}]
</instances>
